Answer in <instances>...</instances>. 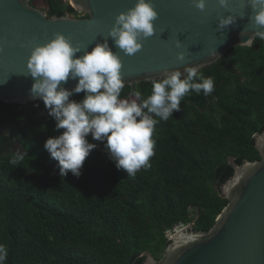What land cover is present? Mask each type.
Listing matches in <instances>:
<instances>
[{
  "label": "trees",
  "instance_id": "trees-1",
  "mask_svg": "<svg viewBox=\"0 0 264 264\" xmlns=\"http://www.w3.org/2000/svg\"><path fill=\"white\" fill-rule=\"evenodd\" d=\"M35 1L30 0L34 7ZM44 2L49 18H88L65 0ZM200 75L214 78L213 92H190L167 121L154 117V155L135 176L117 169L105 142L92 137L97 146L79 177L71 172L62 177L58 161L42 143L26 146L23 159L13 165L16 155L3 154L2 130L21 132L24 125L29 127L25 135L31 136L37 119H17V111L46 108L43 102L1 103L0 244L8 249L5 264H143L147 254L162 258L170 244L168 231L180 224L208 233L229 203L220 187L233 176L231 162L261 160L254 136L264 132L263 40L231 50ZM151 91V83L127 86L121 98L140 92L146 99ZM83 97L81 92L70 99ZM47 134L37 133L38 140L46 141ZM26 139L33 141H21Z\"/></svg>",
  "mask_w": 264,
  "mask_h": 264
},
{
  "label": "water",
  "instance_id": "water-1",
  "mask_svg": "<svg viewBox=\"0 0 264 264\" xmlns=\"http://www.w3.org/2000/svg\"><path fill=\"white\" fill-rule=\"evenodd\" d=\"M88 18L71 16L49 18L44 0H0V104L21 105L43 102L33 97L34 82L28 75L31 51L63 34L74 47L91 52L97 43L107 40L122 62L124 88L150 83L165 71H184L200 66V72L217 65L228 53L246 42L257 29L248 0H205L203 11L194 0H148L158 13L154 35L144 38L142 48L126 55L115 46L109 29L115 17L133 8L137 0H65ZM236 17L235 23L219 29V19ZM177 40L180 47H177ZM256 40V39H255ZM255 42V41H254ZM264 42V40H263ZM252 47V46H251ZM184 53V60L178 54ZM75 58V57H74ZM69 79L61 86L71 90L78 83ZM260 161H244L231 166L233 176L221 187V196L229 203L208 233L193 227L173 234L162 258L147 254L143 264H264V132L254 136Z\"/></svg>",
  "mask_w": 264,
  "mask_h": 264
},
{
  "label": "clouds",
  "instance_id": "clouds-1",
  "mask_svg": "<svg viewBox=\"0 0 264 264\" xmlns=\"http://www.w3.org/2000/svg\"><path fill=\"white\" fill-rule=\"evenodd\" d=\"M195 6L203 11L205 0H194ZM257 29L264 26V0H248ZM221 7H227L228 0H218ZM158 13L148 0H137L133 8L115 17L108 31L115 46L126 55H134L142 48L141 41L154 35V21ZM231 15L219 19V29L223 30L235 23ZM264 40V30H257L246 41L251 47L255 39ZM177 47L180 41L177 40ZM81 49L74 47L63 34L56 33L44 45H37L31 51L27 68L34 82L30 89L33 97L43 101L48 114L55 121V129L64 131L49 137L44 148L58 161L60 175L71 172L81 175L86 157L97 146L89 143L87 136L105 142L109 159L117 169H123L127 176H135L142 167H148L154 155L155 141L152 135L158 123L154 117L167 121L174 111H180L181 100L190 92L205 96L214 90V78L200 75V66H188L184 71L172 70L152 78L151 94L145 99L140 92L136 99L121 98L125 84L121 77L122 62L109 47L107 40L97 43L91 52L77 57ZM75 57V58H74ZM184 60V53L178 54ZM69 90L61 86L69 79L77 80ZM83 92L84 97L77 102L70 99ZM23 157L19 154L10 163L15 165ZM8 249L0 244V264H5Z\"/></svg>",
  "mask_w": 264,
  "mask_h": 264
},
{
  "label": "flooded vegetation",
  "instance_id": "flooded-vegetation-1",
  "mask_svg": "<svg viewBox=\"0 0 264 264\" xmlns=\"http://www.w3.org/2000/svg\"><path fill=\"white\" fill-rule=\"evenodd\" d=\"M136 98V97H134ZM75 101L79 102L81 100H79V98H76ZM39 107V106H38ZM17 119H26L28 121H32L33 119H37L38 123L36 126H32L31 127V132H33V134L31 136H26L25 135V129H28L29 127H25L24 125H22V128L24 129L21 132H17V131H9L6 129L2 130V133L4 134V141L2 144V148H3V154H10V155H24L26 153L25 151V147L29 146V145H40L42 143V145L45 143L44 142H40L38 139L40 136H37V133L41 132L42 130L46 131L47 134V138L49 137H55L60 135L64 130L60 129V130H56L55 129V121L54 119L48 114V110L47 109H39L36 111H33L32 109H21L18 110L16 113ZM15 133L16 136H13ZM24 135V137H23ZM41 136L43 134H40ZM31 137L33 139L32 142H28L27 139L23 142L21 141L22 139ZM45 137V138H46ZM91 134L90 137H88V142L89 143H93V140H91Z\"/></svg>",
  "mask_w": 264,
  "mask_h": 264
},
{
  "label": "built area",
  "instance_id": "built-area-1",
  "mask_svg": "<svg viewBox=\"0 0 264 264\" xmlns=\"http://www.w3.org/2000/svg\"><path fill=\"white\" fill-rule=\"evenodd\" d=\"M193 225L194 224H187V225L180 224V225L176 226L172 231H168L166 237L170 241V239L174 233H176L177 231L182 230V229H189V228L193 227Z\"/></svg>",
  "mask_w": 264,
  "mask_h": 264
},
{
  "label": "rangeland",
  "instance_id": "rangeland-1",
  "mask_svg": "<svg viewBox=\"0 0 264 264\" xmlns=\"http://www.w3.org/2000/svg\"><path fill=\"white\" fill-rule=\"evenodd\" d=\"M133 99H136V98L132 97V98H129L128 100H130V101H131V100H133Z\"/></svg>",
  "mask_w": 264,
  "mask_h": 264
}]
</instances>
